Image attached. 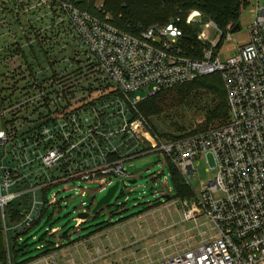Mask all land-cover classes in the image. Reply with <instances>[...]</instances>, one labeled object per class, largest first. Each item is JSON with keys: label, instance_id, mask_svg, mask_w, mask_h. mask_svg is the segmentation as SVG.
I'll use <instances>...</instances> for the list:
<instances>
[{"label": "built area", "instance_id": "built-area-1", "mask_svg": "<svg viewBox=\"0 0 264 264\" xmlns=\"http://www.w3.org/2000/svg\"><path fill=\"white\" fill-rule=\"evenodd\" d=\"M13 1L17 13L33 2L56 14L51 30L58 35L65 25L73 32L88 69L100 73L95 81L110 88L80 98L76 76L41 79L27 61L0 76V214L6 238L5 209L14 200L20 199L14 207L24 214L15 228L27 229L45 207H61V191L48 199L52 188L64 185L84 197L90 193L81 181L95 182L98 175L99 191L106 192L117 180L126 185L135 178L128 161L161 151L190 186L196 162H205L211 178L201 182L192 201L183 200V215H206L216 233L156 264H264V2L256 0L250 9L248 43L223 59V42L233 39L235 25L226 35L213 20L201 24L199 10L188 11L185 19L200 24L193 36L181 27L180 15L164 24L139 23L132 33L111 23L104 2L94 4V14L81 0ZM212 27L219 30L216 39ZM216 72L229 109L228 121L219 126L165 139L138 109L157 92ZM23 197L31 199L27 209ZM90 201H82L83 212L92 208Z\"/></svg>", "mask_w": 264, "mask_h": 264}, {"label": "rangeland", "instance_id": "rangeland-1", "mask_svg": "<svg viewBox=\"0 0 264 264\" xmlns=\"http://www.w3.org/2000/svg\"><path fill=\"white\" fill-rule=\"evenodd\" d=\"M240 1V29L232 32V40H224L220 51L223 59L237 54L239 48L249 41L248 25L253 18L250 9L256 7V0L251 3L250 0ZM100 2L104 0H95L94 4ZM33 4H25L26 10L21 8L20 13H17L13 0H0V76L27 61L41 79L55 74L76 76L77 82L80 81V98L83 92L88 93L86 96L89 98L98 97L100 92L105 93L110 87L106 82H101L105 85L99 87V82L95 80L101 77L100 73H91L88 69L85 64L87 56L81 53L82 46L72 36L73 32L65 25L59 35L56 31L52 32L51 25L56 20V14L46 8H35ZM65 27L66 32L63 31ZM223 31L228 35L229 27ZM36 33H41L45 49L51 50L50 58L41 52ZM209 34L216 39L219 30L212 27ZM205 81L208 84L215 83L209 79ZM217 97L213 89L195 86L186 100L175 98L171 101L170 98L162 113L152 117L151 122L165 137L166 134L180 136L206 131L227 122L229 118V113L226 118L210 120L208 117L209 109L215 105ZM113 125L119 126V123L116 121ZM115 141L119 144L120 136L115 137ZM127 168L134 174L135 178L132 179H137V182L122 183L110 204L103 206L97 216L91 214L83 218L79 213L84 211L83 200L90 201V195L95 196L94 207L105 194L99 191L100 184L96 181L101 177L98 175L93 178L95 182L81 181L80 185H86L90 193L84 197L76 195L74 190H64V185L52 188L48 192V199L56 191H61L57 195L61 207H48L43 221L30 231L27 242L29 253L22 256L20 261L40 252L38 245L46 243L39 240L43 235L47 241L54 239L57 248L47 255L21 264H156L164 257L198 245L216 233L214 222L206 215L184 219V199L175 197L171 169L161 151L135 157L127 162ZM206 168L204 161L196 162V176L189 180L194 194L200 192L202 181L207 182L211 178ZM167 186L171 187L172 193L166 190ZM160 191L163 193L160 194ZM166 194L170 195L168 199L163 198ZM194 196L188 200L192 201ZM30 200L22 198L23 208H28ZM19 202L20 199H16L11 205L15 206ZM92 208L86 209V212H91ZM6 213L9 219V208ZM105 222L109 226L101 228ZM51 228H55L50 230L53 234H46Z\"/></svg>", "mask_w": 264, "mask_h": 264}, {"label": "trees", "instance_id": "trees-1", "mask_svg": "<svg viewBox=\"0 0 264 264\" xmlns=\"http://www.w3.org/2000/svg\"><path fill=\"white\" fill-rule=\"evenodd\" d=\"M94 1L95 0H81L80 6L84 9L90 10L94 14H98L97 10L94 8ZM240 5V0H104V9L112 16L111 23L125 31L134 33L139 23L146 26L154 25L155 23L164 24L170 21L173 17L180 15L183 17V20L180 23L181 27L185 32L192 34L193 36H196L197 31L200 29V24L191 26L185 22L188 11H201L204 16V21H201V24L209 20H213L217 26L223 30L229 27L230 24L236 25L239 23L241 17ZM37 37L41 52H44L47 58H50L51 50L45 49L41 36ZM33 50L35 52V49ZM206 79L213 80L215 83L208 84L205 81ZM195 86L211 88L218 94L217 102L209 109L208 117L210 120L226 118V115L229 113V109L222 77L218 72L201 76L193 81L178 84L157 92L156 94L141 101L138 104V109L149 120L153 129L161 137L169 139L188 135L174 136L166 134L167 136L165 137L151 122V118L162 113L170 98L171 101L175 100V98L186 100L188 95H190L191 88H194ZM169 166L171 169L175 197L181 199H191L195 195L194 190L187 182L184 181L182 175L174 165L170 164ZM45 194H47V191H45ZM94 198L90 201V206L92 205V207ZM7 208L10 209L9 219L6 213ZM7 208L5 209V217L8 227V239L5 234L3 218L0 214V264H21L25 261L34 259L35 257L47 255L57 248L54 239H48L47 241V238L43 235L39 240H44L46 243L38 245L37 249L40 250V252L37 255L27 257L20 261L22 256L29 253V250L27 249V242L30 237V231L40 225L48 212V207H45L42 210L36 223L27 229L15 228L18 227L23 220L24 214L20 210L16 209L13 204H10ZM98 211L95 213L96 216L98 215ZM108 226L109 223H106L101 228H107ZM46 234H48V232H46Z\"/></svg>", "mask_w": 264, "mask_h": 264}, {"label": "water", "instance_id": "water-1", "mask_svg": "<svg viewBox=\"0 0 264 264\" xmlns=\"http://www.w3.org/2000/svg\"><path fill=\"white\" fill-rule=\"evenodd\" d=\"M240 29V23H237L235 27L233 28V31H236ZM137 182V179H131L130 183ZM120 187V180H117L113 185H111L105 194L96 202L94 207L92 208L91 212H80L79 216L83 218H88L89 215L95 214L99 209H101L103 206L110 204L113 197L115 196L117 190ZM170 197L169 194L163 195V198L168 199Z\"/></svg>", "mask_w": 264, "mask_h": 264}, {"label": "crops", "instance_id": "crops-1", "mask_svg": "<svg viewBox=\"0 0 264 264\" xmlns=\"http://www.w3.org/2000/svg\"><path fill=\"white\" fill-rule=\"evenodd\" d=\"M188 248V247H187ZM186 248H184L183 250H185ZM183 250H181V251H183Z\"/></svg>", "mask_w": 264, "mask_h": 264}]
</instances>
